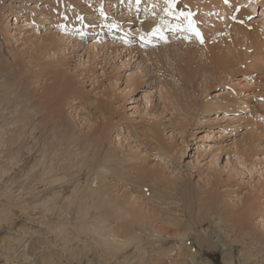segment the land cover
I'll return each mask as SVG.
<instances>
[{"label":"rangeland","instance_id":"rangeland-1","mask_svg":"<svg viewBox=\"0 0 264 264\" xmlns=\"http://www.w3.org/2000/svg\"><path fill=\"white\" fill-rule=\"evenodd\" d=\"M64 1L0 0V263L66 260L53 229L85 239L109 208L141 245L105 247L107 262L264 264V50L234 30L264 37V0ZM214 57L243 62L231 76ZM55 71L60 126L39 105Z\"/></svg>","mask_w":264,"mask_h":264},{"label":"bare ground","instance_id":"bare-ground-1","mask_svg":"<svg viewBox=\"0 0 264 264\" xmlns=\"http://www.w3.org/2000/svg\"><path fill=\"white\" fill-rule=\"evenodd\" d=\"M58 7H59V9L61 10L62 8H64L67 4L65 3V1L64 0H52ZM129 1V0H128ZM177 1V3L180 1V0H175V2ZM185 1H187L188 2V0H183V3L185 2ZM198 1V0H197ZM208 0H206V4L207 5H209V1L207 2ZM212 1V0H211ZM210 1V4H211V6H212V2ZM239 1V0H238ZM243 3H245L246 1L245 0H241ZM248 1V0H247ZM169 2H170V0H156V5L157 4H165V6H167L168 4H169ZM249 2V1H248ZM247 2V3H248ZM255 3H257L256 1H254ZM180 3V2H179ZM182 3V2H181ZM183 3H182V5H183ZM239 3H240V1H239ZM189 4V3H188ZM131 4H129V6H130ZM164 6V7H165ZM236 4H235V8H236ZM256 5L253 3V4H250L249 5V7L250 8H252V10L254 9V7H255ZM45 6H39L38 4H35V6H33V7H31V8H33L35 11H39V9H43ZM175 7V6H174ZM213 7V6H212ZM208 10V9H207ZM234 10V9H233ZM236 10V9H235ZM147 11H146V9H145V11H144V15H143V18L144 17H146V16H148L147 15V13H146ZM204 14H206L205 12H203ZM203 13H200V16L202 17V18H204V17H206ZM125 14H126V16H125ZM129 15H127V13H124V15H123V13H122V15H120V17L121 18H123V17H128ZM197 16V15H196ZM140 17V16H139ZM149 17V16H148ZM221 17V16H220ZM142 18V19H143ZM145 19V18H144ZM223 19V18H222ZM221 19V20H222ZM240 19V18H239ZM238 19V20H239ZM126 20V19H125ZM127 20H128V18H127ZM237 20V21H238ZM11 21V18L9 19V22ZM140 21H141V19H140ZM12 22V21H11ZM25 22V21H24ZM96 22H99V21H96ZM137 22V21H136ZM142 22V21H141ZM146 22V21H145ZM145 22L143 23H141L142 25H141V27L143 28H147V30L149 29V32H150V30H151V33H154V31H152L155 27H156V25L153 23V24H149L148 25V23H147V25H143V24H145ZM215 22V21H214ZM253 25V24H252ZM216 26V25H215ZM242 27H239V28H236V29H234L235 30V33H237V34H239V35H244V37H246L247 39H248V41H251V43L256 47V51L258 50V49H260V51L261 50H264V37L262 36V32L260 33V34H256V32H253V27L251 28V29H249V27L247 26H245V28H243V29H241ZM116 29H118V28H116ZM140 29V28H139ZM253 29V30H252ZM130 30V29H129ZM143 30V29H142ZM147 30H145L144 32H147ZM256 30V29H255ZM184 31V30H183ZM180 33H179V35H180V38L181 37H183V35L186 33V32H184V33H182L181 31H179ZM189 32V31H188ZM187 32V33H188ZM147 34V33H146ZM166 34L167 33H161L160 35V37H158V38H164L165 36H166ZM172 34H174V36H175V34H176V36H177V32H176V30H173V33ZM241 39V38H240ZM164 40V39H163ZM163 40H161L162 42H163ZM166 40V39H165ZM53 41H55L54 39H53ZM70 43V42H69ZM95 48H97L96 46H94ZM187 47V46H186ZM131 51V50H130ZM156 51H158V49H156ZM262 52V51H261ZM263 53H264V51H263ZM255 54H257V53H255ZM211 59H212V62H213V56H215V55H213V51H211ZM217 57V56H216ZM236 58H238V57H236ZM214 59H215V57H214ZM219 59V58H218ZM218 59H215V63H216V65L217 66H219V68L225 73V74H228V75H231V76H233V75H235V71H236V66H238V64L239 63H241V62H243L242 61V59L241 60H238V62L237 63H235V61L234 60H230V61H224V62H222V61H220V60H218ZM244 60V59H243ZM260 60V59H259ZM2 71V70H1ZM1 74H3L2 72H0V75ZM52 74V81H53V83L51 84V85H49V86H46L45 87V89H44V97H49V102H47V103H42V102H39V105H42V110L43 111H48L49 112V116H51V117H53L52 119H54V120H56V119H58V120H56V122H57V124H58V126H60L61 125V123H62V117H61V104H59V101H60V99H61V97H63L64 95H65V93H66V91L68 90V86H69V84H68V82H67V80H66V78L62 75V74H60V73H58V71H55L54 73H51ZM5 78V77H4ZM2 83H6V79L2 82ZM5 86V85H4ZM7 87V86H6ZM61 91H63V93L61 94ZM6 94V95H8L9 94V90H7L5 87H3V94ZM7 98H4V99H2L1 101H0V126H2L3 127V125H4V122L8 119V116H10L12 113H9L8 112V109L10 110V108H9V106H11V105H9V106H7L6 104H7V100H6ZM240 102H242V101H240ZM245 102V101H244ZM32 103L29 101V99L28 100H26L25 101V104H24V108H26V109H28V111L30 110V105H31ZM46 105H47V107H46ZM32 106V105H31ZM25 109V110H26ZM23 111V110H22ZM101 111V110H100ZM31 112H33V111H31ZM17 113V112H16ZM25 116V115H24ZM48 116V117H49ZM8 121V120H7ZM6 123V122H5ZM254 124V123H253ZM4 128V127H3ZM259 129V128H258ZM150 131H152L151 129H150ZM152 136H153V138L155 137L156 138V133H154L153 131H152ZM3 134V133H2ZM2 134H0V143H2V139H1V137L3 136ZM256 137V135L255 134H251V135H249V139H250V141H249V145H252L253 144V142H254V138ZM1 145V144H0ZM160 147V146H159ZM46 155H48V154H46V151H43L42 152V159H41V161H40V163H38V165H35L34 167H33V169L34 168H36V167H38V166H44L45 165V163H46V161H47V158H46ZM30 169V168H29ZM32 170V169H31ZM36 170V169H35ZM55 170V168H50V172H53ZM58 170H59V168H58ZM26 171V170H25ZM28 172V171H27ZM45 172V171H44ZM48 172V171H47ZM31 173V172H30ZM38 173H40V172H38ZM47 174V173H46ZM52 175V174H51ZM27 176V175H26ZM42 176V175H41ZM40 176V177H41ZM53 176H54V174H53ZM55 176H56V174H55ZM54 176V177H55ZM90 190H91V188H90ZM90 195V194H89ZM90 197H91V195H90ZM93 198V197H92ZM80 203H82V200L80 201ZM119 214L120 213H115V212H113L111 209H109L108 208V211L105 213V216H104V220L105 221H100V223L102 222V225L101 226H98V227H96V226H93L94 227V229H91V230H89V229H87L86 231L88 232V234L86 235V237H85V239L84 238H82V237H77V239H75V237L78 235V234H76V233H70L69 235H66V233L69 231V228H57V227H55L53 230H54V233L55 234H61V235H63L64 236V248L63 249H60V250H58L59 251V253H60V251L62 252V255H61V258H62V256L66 253V260H64V261H66V262H64V261H61V262H58L57 264H73V263H76L77 261L78 262H81V260H80V258H79V256L77 255V254H75L76 252H78V251H80V253H79V255L80 254H82V259H85V264H120V261L118 260V257L116 258V260H112L111 262H107V261H110V260H107L106 261V257H105V253H106V251H105V247H108L109 249H111V248H114L115 250H119V249H123V248H126V247H128V246H136V248L139 246V248H140V245H141V242H140V240H141V238L139 237V236H136L135 235V231H133V229H134V226L138 223V222H136V223H134V226H132V221H133V219H131V220H129V222H130V226H131V231H130V234H134V235H129L128 234V232H126V231H124V230H126L127 229V224L128 223H126V224H118L117 223V220L119 219V220H123V219H125V218H128V217H120L119 216ZM122 215V214H121ZM79 216V213H77V217ZM115 216V217H114ZM129 219V218H128ZM124 223V222H123ZM26 224V223H25ZM27 225V224H26ZM28 226V225H27ZM129 227V226H128ZM28 228H29V231L28 232H34L35 234H38V233H40L41 232V230H35L33 227H29L28 226ZM82 229V228H81ZM81 229L79 228V229H77L78 231H80V232H82L81 231ZM176 230H177V228H175ZM47 232L48 231H50V230H46ZM46 231H44V233H47ZM27 232V230H26V228H24L23 227V235H22V239H21V243H24V238H27V236H28V233ZM79 232V233H80ZM27 233V234H26ZM34 234V235H35ZM93 235H95V236H98L99 237V240H94L93 239ZM174 235V234H173ZM1 237H3V236H1ZM2 241H4L3 239H2ZM30 242V241H29ZM17 243V242H16ZM198 243H200V241L198 242ZM11 244V243H10ZM201 244V243H200ZM9 245V244H8ZM13 245V244H12ZM33 245V244H32ZM203 245V244H202ZM14 246V245H13ZM25 246V245H24ZM117 246H118V248H117ZM2 248L4 249V250H2V251H4L5 252V250H6V254H8L7 252L10 250V249H12V248H8V247H6V246H4V245H2ZM143 248V247H142ZM127 249V248H126ZM134 249V248H133ZM108 250V249H107ZM2 251H1V253H2ZM25 251H27V249L25 250ZM24 251H22V253H23ZM123 252H124V250H123ZM137 252V251H136ZM55 253V252H54ZM54 253L53 254H50V257H52L54 260H56L55 259V257H53L54 256ZM64 253V254H63ZM122 253V252H121ZM124 254V253H123ZM24 255L26 256L27 255V253L26 252H24ZM9 256H11V255H9ZM88 256H96V257H98V259H95L94 261L93 260H91L90 258H87ZM112 256H114V254L112 255ZM4 257V256H3ZM11 257H13V255L11 256ZM122 257H123V255H122ZM6 258V257H5ZM10 257H8L7 259H9ZM59 258H60V256H59ZM64 258V257H63ZM94 258V257H93ZM124 258V257H123ZM126 258V257H125ZM226 258V257H225ZM51 260V262L49 263V262H45V260H44V255H42L40 258H39V260H37V264L40 262V260H41V262H43L44 264H56L55 262H54V260ZM227 259V261H226V263L225 264H231L232 262H233V257L230 255L228 258H226ZM133 260V259H132ZM195 260V259H194ZM59 261V260H58ZM4 262V261H3ZM64 262V263H63ZM127 262V261H126ZM7 263V262H6ZM130 263V262H129ZM128 263V264H129ZM132 263V262H131ZM130 263V264H131ZM1 264V263H0ZM8 264H9V262H8ZM125 264H127V263H125ZM137 264V263H136Z\"/></svg>","mask_w":264,"mask_h":264},{"label":"snow or ice","instance_id":"snow-or-ice-1","mask_svg":"<svg viewBox=\"0 0 264 264\" xmlns=\"http://www.w3.org/2000/svg\"><path fill=\"white\" fill-rule=\"evenodd\" d=\"M170 2L174 6L175 0H170ZM225 2H227V0H225ZM181 15H185V14L184 13H181ZM188 16L190 17L191 16V13H189ZM189 24H190V26L192 25V21L191 20H189ZM113 27H115V25H113ZM193 30H195V29H193ZM196 34L198 36L200 35V33L198 31L196 32Z\"/></svg>","mask_w":264,"mask_h":264}]
</instances>
